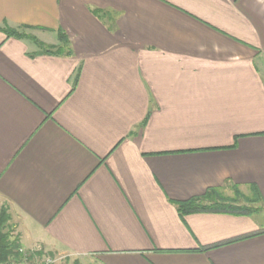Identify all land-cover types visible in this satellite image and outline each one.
Segmentation results:
<instances>
[{
    "label": "crops",
    "instance_id": "1",
    "mask_svg": "<svg viewBox=\"0 0 264 264\" xmlns=\"http://www.w3.org/2000/svg\"><path fill=\"white\" fill-rule=\"evenodd\" d=\"M234 186L264 200V0H0V200L24 250L264 264V204L177 207Z\"/></svg>",
    "mask_w": 264,
    "mask_h": 264
},
{
    "label": "trees",
    "instance_id": "2",
    "mask_svg": "<svg viewBox=\"0 0 264 264\" xmlns=\"http://www.w3.org/2000/svg\"><path fill=\"white\" fill-rule=\"evenodd\" d=\"M26 28L27 26H23ZM8 35H13L19 38H29L31 39L42 51L45 52H51V53H62L65 51V48L63 45H51L46 44L42 42L41 40L37 39L34 35L30 33H26L23 30H19L16 28H12L9 26H4L2 28ZM65 35L63 32L59 33V40H61L64 45L65 43ZM235 192H239V189L237 186L233 187ZM252 196L248 198L247 196H243V198L246 197L247 200L250 201H260L264 202L262 199L259 191L257 188L252 187L251 188ZM221 198H219V197ZM229 199H225L223 195L220 194V191L217 189H208L204 194L201 196L192 197L186 201L178 202L177 207L181 212H193V211H201V210H212V211H226L231 213H242V214H252L253 212L258 211L261 209V206H252V205H241V204H233L229 203ZM10 220V214L7 212V206L2 205L0 208V262L2 261H10L11 258H19L21 256V253L19 252V248L21 246L20 238L14 237L11 239L10 234V224L8 221ZM38 255L43 254L42 251H37ZM22 257V256H21ZM54 264V263H53ZM71 264H78V262L75 260Z\"/></svg>",
    "mask_w": 264,
    "mask_h": 264
},
{
    "label": "rangeland",
    "instance_id": "3",
    "mask_svg": "<svg viewBox=\"0 0 264 264\" xmlns=\"http://www.w3.org/2000/svg\"><path fill=\"white\" fill-rule=\"evenodd\" d=\"M220 194L224 196V198L227 200H233V201H230L229 203H233V204H241V205H252V206H261L264 204V202H260V201H250V200H247L246 197L243 198V196H247L248 198H250L252 196V193L249 192V191H245V190H240L239 189V192H235L234 189H226V190H222L220 191ZM242 194H244L242 196ZM219 197V196H218ZM221 198V197H219ZM6 205L7 206V212L10 214V220L8 221V223L11 225L10 226V234H11V239L14 238V237H21V231H20V228H21V223H22V220L21 218L19 217V215H17L13 210L12 208L9 206V204H7L5 201L3 200H0V208L2 205ZM264 214V212H263ZM256 216L257 217H262V212L261 213H256ZM23 248V246H20ZM25 249V248H23ZM25 254L26 256H23L22 257L20 256L19 258H11V260L13 261H20L21 259H26L24 260L26 263H30V262H33V261H36V260H40L42 257L44 256H51V257H54L56 260L54 262V264H71L73 262H68V259L65 258L64 256L62 255H57V254H52V253H43L41 255H38L37 252H34L32 250H25ZM21 258V259H20ZM2 262H7V260L5 261H2ZM0 262V263H2Z\"/></svg>",
    "mask_w": 264,
    "mask_h": 264
},
{
    "label": "built area",
    "instance_id": "4",
    "mask_svg": "<svg viewBox=\"0 0 264 264\" xmlns=\"http://www.w3.org/2000/svg\"><path fill=\"white\" fill-rule=\"evenodd\" d=\"M19 252L21 253V256H26L25 250L23 248H19ZM21 259V258H20ZM24 260L26 259H21L20 261H7V262H2L0 264H53L55 262V258L51 256H44L40 260H36L30 263H26Z\"/></svg>",
    "mask_w": 264,
    "mask_h": 264
}]
</instances>
